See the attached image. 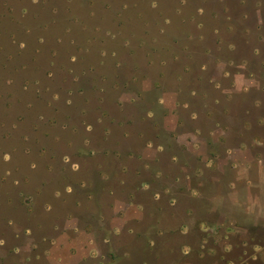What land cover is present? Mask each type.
Returning <instances> with one entry per match:
<instances>
[{
	"label": "rangeland",
	"instance_id": "374dc122",
	"mask_svg": "<svg viewBox=\"0 0 264 264\" xmlns=\"http://www.w3.org/2000/svg\"><path fill=\"white\" fill-rule=\"evenodd\" d=\"M0 239V264H264V0H0Z\"/></svg>",
	"mask_w": 264,
	"mask_h": 264
},
{
	"label": "crops",
	"instance_id": "0c3cea01",
	"mask_svg": "<svg viewBox=\"0 0 264 264\" xmlns=\"http://www.w3.org/2000/svg\"><path fill=\"white\" fill-rule=\"evenodd\" d=\"M234 85H236V83H235ZM85 185H86V184H85ZM71 187H72V186H71ZM73 187H74V186H73ZM72 189H73V188H72ZM68 191H70V190H68ZM72 191H73V190H71V192H72ZM69 193H70V192H69ZM77 202L80 203V200L77 199ZM72 217L75 219V229L78 230V231H81V232L86 231L85 228H84V222L82 221V219H83L82 214H81V213H79V214L76 213V214H73ZM113 229H114V230H113V233H114L115 235L121 233V231L123 230V228L120 227V226H119V227H118V226H117V227H114ZM258 257H261V258L263 259V263H264V253H263L262 255H259V254H258L257 256H254L253 259L257 260ZM231 260L233 261V264H235V262L238 261L236 257L231 258ZM143 264H147V261L143 260Z\"/></svg>",
	"mask_w": 264,
	"mask_h": 264
},
{
	"label": "trees",
	"instance_id": "16d2710c",
	"mask_svg": "<svg viewBox=\"0 0 264 264\" xmlns=\"http://www.w3.org/2000/svg\"><path fill=\"white\" fill-rule=\"evenodd\" d=\"M199 7L201 8V6H198V9H199ZM194 16L195 15H193V17ZM244 41L246 43L250 42L249 39L244 40ZM253 54H255V50L253 51ZM243 59H245V58H243ZM155 229H156L157 232L161 231V233H164V230L163 229L160 230V227H155L153 230L151 228L152 231L150 233H154ZM230 231H232V229H228V232H230ZM141 234H146L147 235L148 233H146V230H144V231L141 232ZM144 243H145V246L147 247L148 250H153L154 247H155V244H156V239L153 236H150V237L148 236V237H146V241ZM145 261H147V260L145 259Z\"/></svg>",
	"mask_w": 264,
	"mask_h": 264
},
{
	"label": "clouds",
	"instance_id": "9594fccd",
	"mask_svg": "<svg viewBox=\"0 0 264 264\" xmlns=\"http://www.w3.org/2000/svg\"><path fill=\"white\" fill-rule=\"evenodd\" d=\"M3 244H5V240L0 239V245H3ZM185 252H187V249H185Z\"/></svg>",
	"mask_w": 264,
	"mask_h": 264
}]
</instances>
